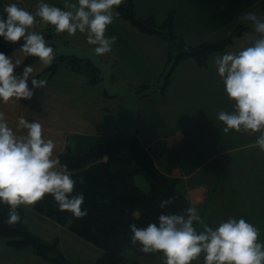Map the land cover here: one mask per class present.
I'll list each match as a JSON object with an SVG mask.
<instances>
[{
	"label": "crops",
	"instance_id": "0c3cea01",
	"mask_svg": "<svg viewBox=\"0 0 264 264\" xmlns=\"http://www.w3.org/2000/svg\"><path fill=\"white\" fill-rule=\"evenodd\" d=\"M33 1H35V7H37L38 0ZM124 1L126 0H122V2ZM130 1L137 16L141 18L152 17L156 23L164 21L169 12L173 11L174 34L191 46L204 40H216L226 37H231L233 43L236 42L239 45V41L245 39L254 28L241 17L249 11L264 13V0ZM50 2L56 3L54 0H50ZM61 7H64V0ZM123 23H126L129 29L133 26L127 19L116 16L112 23V33L106 31V35H118V37L125 39V44L124 40L120 43L116 41L112 51L102 55L104 60L114 62L112 83L127 86L128 82L135 89L141 84L150 85L155 83L157 79L154 82L142 81L140 74L127 76L122 70L121 62L125 61L124 58L131 56V54L148 58L151 56L148 50H153L150 46L145 45L143 48L141 46L140 49L138 48L131 53L127 46V36L118 34L120 27H126V24L123 25ZM239 25H248L249 29L237 34L235 30ZM133 27L136 30V27ZM235 34L239 37L234 41L233 36ZM147 35L155 40L154 37H159L158 39L163 41L165 54H168V36L156 33H147ZM57 37L68 44L79 47L88 48L93 46L88 44L87 34L79 31L75 34H69L66 31L61 32ZM120 37L119 39L122 40ZM246 44L248 45L250 42ZM225 47H227V44L223 48L212 52L208 56L206 65H197L198 70L205 71L209 67L211 57L216 53H222ZM13 49H15L14 55H23L19 45ZM13 49L8 54H12ZM160 54L161 59L158 58L160 64L158 66H162L163 70L167 61H164L165 54ZM30 64L34 68L41 69L39 58L30 62ZM59 66L63 68L62 71H60ZM59 66L55 73L43 72L46 67L38 72L39 77L46 79L48 83L43 89H36L31 99L21 98V100H10L7 103L0 102V109L5 111L9 124L15 127L18 117L21 115L29 120H39L44 126L45 134L56 141L55 151L57 155L64 149L68 135L111 136L119 134L120 132L115 126L119 114L114 112L113 108L120 104V99L118 97H108L103 91L100 81L91 82L87 74L73 71L65 64ZM22 67L23 65L19 66L16 71H21ZM172 71L168 84L166 83L163 91L158 92L159 94L165 95V91L171 83H173L172 91L177 89L171 78ZM213 72V74H217L219 79L216 67ZM206 83L208 87H206ZM196 86L198 93L200 90L211 96L212 103L210 105H199L196 104L195 100L190 116L189 129H179L171 138L165 137L167 143L170 139H174L170 142L169 148L170 150L172 147L176 148L174 151L175 167L170 169L166 166L161 167L160 164L156 165L165 175L176 179L177 190L187 197L189 204H195L200 209L202 217L209 225L215 224L213 222L218 223L221 218L217 221L215 219L226 212L225 207H230L232 210H236L233 216H244L260 229L259 234L263 236L264 188L262 191H255L246 187L247 190L245 191H254V194L258 195L257 199H243L241 202L238 200L239 195H236L235 200L229 201V197L233 195V192H239L244 186H264V170L261 171L260 169L264 168V161H262L264 160V151H261L253 143L259 133L249 134L245 131L237 132L235 130L225 133L223 131L224 124L217 119V113L220 110H233L232 105L234 102L228 98L224 85L221 89L217 82L214 81L210 84L208 81L205 82L201 79ZM161 102L162 100H149L145 104L147 107L149 105H160ZM148 110L146 113L149 115L150 111ZM142 112L143 107L140 103L138 126ZM155 120L158 123L159 113L156 114ZM137 136L144 148L153 157L152 151L156 153L162 145L156 144V142H160L164 138V136H155L151 139L144 135L148 138L145 139L140 134L139 128L137 129ZM162 158L166 160L165 157ZM236 170L238 173H236ZM233 173L238 174L235 179L231 177ZM21 206L23 208V224L27 230L45 241H55L59 251L70 262L93 264L102 254L99 247L72 232L67 225L54 222L37 212L33 205ZM257 207H259L260 220H258V216L255 217ZM131 256L137 259L138 264H140L141 259L146 257L135 253ZM0 264L53 263L35 254L31 247L13 248L8 244L5 237H0Z\"/></svg>",
	"mask_w": 264,
	"mask_h": 264
},
{
	"label": "clouds",
	"instance_id": "9594fccd",
	"mask_svg": "<svg viewBox=\"0 0 264 264\" xmlns=\"http://www.w3.org/2000/svg\"><path fill=\"white\" fill-rule=\"evenodd\" d=\"M121 3L64 0L65 6L60 7L50 0H38L35 12L18 0L4 3L0 8V39L20 42L23 55H14L15 49L12 54L0 50V102L31 99L36 89L48 83L38 72L54 63L57 52L43 32L33 30L36 23L54 25L58 33L86 32L88 44L102 56L110 53L117 41L106 31L119 14L115 6ZM241 19L249 22L257 35L247 46L214 59L224 90L234 102L233 110L218 111L217 119L223 122L225 133L258 132L253 143L264 151V13L249 11ZM27 56L38 57L41 69L24 63ZM55 149L56 141L45 134L39 120L21 115L13 127L0 109V204L9 205L8 224L21 220L18 206L34 205L45 194H51L60 210H68L75 217L87 215V207L82 208L85 195L74 192L77 181ZM171 202V197L161 199L159 207L165 209ZM129 229L132 244L144 253L161 252L165 264H191L201 256L203 264H264L260 229L244 216H229L209 225L200 209L190 204L182 213L161 211L156 220L145 226L133 222Z\"/></svg>",
	"mask_w": 264,
	"mask_h": 264
},
{
	"label": "trees",
	"instance_id": "16d2710c",
	"mask_svg": "<svg viewBox=\"0 0 264 264\" xmlns=\"http://www.w3.org/2000/svg\"><path fill=\"white\" fill-rule=\"evenodd\" d=\"M2 6L0 0V8ZM116 11L119 13L117 17L129 20L142 31L168 36V61L173 60L176 64L191 57L198 65L204 66L212 52L233 42L231 37H226L204 40L191 46L174 34L173 11L160 24L152 17L137 16L130 0L116 6ZM248 29V25H239L235 32L241 34ZM18 45L0 39V50L5 53ZM37 58L27 56L24 63ZM61 64L87 74L91 82L97 80L96 71L88 61L69 57L57 56L54 63L43 72L55 73ZM145 86L140 85L141 88ZM58 155L62 162L69 165L77 181L74 192H83L85 195L82 208L87 207V215L75 217L68 210H60L51 194H45L42 200L33 205L37 212L56 223L67 225L72 232L99 247L102 254L93 264H138L131 254L126 255L127 250L142 256H158L161 253H144L132 244L129 224L135 222L138 226H145L156 220L161 211L182 213L190 204L187 197L177 190L176 179L156 168L137 133L111 136L71 134L67 136L64 149ZM137 173L145 176L149 191H144L135 183L134 176ZM168 197L172 198L171 204L161 209L159 201ZM8 210L9 205L0 204V237H5L10 246L17 249L31 247L35 254L53 264H75L63 256L55 241H45L27 230L23 224L21 205L18 206L21 220L15 225L6 222Z\"/></svg>",
	"mask_w": 264,
	"mask_h": 264
},
{
	"label": "rangeland",
	"instance_id": "374dc122",
	"mask_svg": "<svg viewBox=\"0 0 264 264\" xmlns=\"http://www.w3.org/2000/svg\"><path fill=\"white\" fill-rule=\"evenodd\" d=\"M54 1L60 7L63 4V0H54ZM7 2L8 0H2V4ZM128 22L130 21L128 20ZM125 24L123 23V25ZM112 25L113 24H110L107 28V31L108 32L110 31V33H112L111 32ZM125 26L126 27L123 28L120 27L118 34L127 36L126 37L128 38L127 46L131 53L135 52V50H137L138 48L140 49L141 46L143 48L145 45L150 46L153 50H148V53L151 54V56L148 58L140 57L138 54H134V55L131 54V56L129 55L128 57L124 58L125 61L121 62L122 70L125 72V75L127 76L140 74L141 75L140 79L142 81L146 80V81L154 82L162 70V66H158L160 65L158 58L160 57L161 59L160 53L165 54V47L163 46V41L161 39H158L159 37H154L156 38V40L152 39L147 35L145 31L140 30L137 26H135L136 30H134L133 27L134 25L131 26L130 29L127 24ZM256 35L257 33L253 28L251 33H249V35H247L245 39L239 41L240 42L239 45L236 44V42L234 43L232 42V44L231 42H229L227 44V47H225L224 50L222 51V53H216L214 56L211 57V59L209 60V67L205 71L198 70L197 68L198 64L192 58H188L180 61L179 64L178 63L176 64L171 74L172 81H174V85L177 88L175 91H172L173 83H171L170 87H168L167 90L165 91V95L159 93H153L152 95L146 96L140 100L141 106L143 107L142 117L138 126L140 130V134L143 137H145V139H148L147 137H150L152 139L155 136H160V137L164 136V138L161 139L162 141L156 142V144H162L159 150L156 151V153H154V151L151 150L154 154V157L150 155L158 170L159 167L156 164H160L161 167L166 166L167 168L170 169L175 167L176 161L174 159V151L176 150V148L172 147L171 150L169 148L170 142L173 141L174 139H170L169 142L167 143L165 137L171 138V136L179 129H183V128L189 129V125L191 122L190 116L192 114V108L195 104L194 101L196 100V104L199 105L202 104L210 105V103H212V99L210 95L204 94V92H201L200 90L198 93V89L196 85L199 82V80L202 79L205 82L208 81V83L210 84L215 81L217 82V84L220 86L221 89L223 88V81L221 80V78L219 77L218 79L217 74H213L214 73L213 71L215 69V65H214L215 57L223 54L224 52L237 51L236 50L237 48L247 46L246 43L248 42L251 43L256 37ZM115 36L117 37V42L120 43L124 40V44H125V39H123V37L119 36L120 38H122V40H120L118 35ZM238 37L239 36L235 34L233 36L234 41L237 40ZM167 60H168V54H165L164 61L166 62ZM59 69L60 71L63 70V68L60 66ZM127 87L131 90L135 89L128 82H127ZM206 87H208L207 83H206ZM149 100L151 101L162 100V102L160 105H153V106L149 105L146 107L145 103L148 102ZM147 109H149L148 111H150L149 115L146 113ZM157 113H159V120H157L159 124L155 120V116ZM144 135H146L147 137ZM179 147L181 148V146ZM162 157H165L166 160H163ZM260 169L261 171L264 170V168H260ZM237 170L236 173H238ZM237 176L238 174L235 173L231 174V177L233 179H235ZM134 181L141 189H143L144 191H149V184L145 179L144 175L140 173L135 174ZM232 182L234 183V181ZM246 187L251 188L255 191H262V189L264 188V186H244V188L239 192L234 191L233 195L229 197V201L231 202L232 200H235L237 198L236 195H239L238 200L241 202L243 201V199L246 200L257 199L258 195L254 194V191H250V192L245 191L247 190ZM241 191L244 192L242 193ZM225 211L226 212L223 213L221 217L216 218L215 221L219 220L220 218L222 220L228 218L229 216H233L236 210L235 209L232 210L230 207H225ZM258 213H259V207H257V214L255 211L256 214L255 217L258 216V220H260L261 217H259ZM258 239L264 241V234L263 236L259 234ZM128 254H132L131 250L126 251V255ZM140 264H165V258L163 257L162 253H160L158 257L146 256L140 260ZM191 264H203V256H201L197 260L192 261Z\"/></svg>",
	"mask_w": 264,
	"mask_h": 264
},
{
	"label": "water",
	"instance_id": "95a60500",
	"mask_svg": "<svg viewBox=\"0 0 264 264\" xmlns=\"http://www.w3.org/2000/svg\"><path fill=\"white\" fill-rule=\"evenodd\" d=\"M52 44L59 57L75 58L77 60H86L97 72V80L101 82L103 91L108 97H118L120 104L113 108L114 112L119 114L115 126L119 132L124 134H136L140 115V100L146 96L162 91L167 79L174 67V61L170 60L159 74L155 83L138 90H130L127 86L113 84V61L104 60L101 55L93 51L94 46L88 48L67 44L57 37H46ZM21 42H23L21 40ZM20 43V42H16Z\"/></svg>",
	"mask_w": 264,
	"mask_h": 264
},
{
	"label": "built area",
	"instance_id": "2783aa9c",
	"mask_svg": "<svg viewBox=\"0 0 264 264\" xmlns=\"http://www.w3.org/2000/svg\"><path fill=\"white\" fill-rule=\"evenodd\" d=\"M18 2L21 4V6L27 8L32 12H35L36 7L34 5L33 0H18ZM37 20L39 21V17H37ZM33 30L43 32L44 35L46 34L56 35L60 33V32L59 33L56 32L54 25L51 24L44 25L43 23H39V22L33 26Z\"/></svg>",
	"mask_w": 264,
	"mask_h": 264
}]
</instances>
